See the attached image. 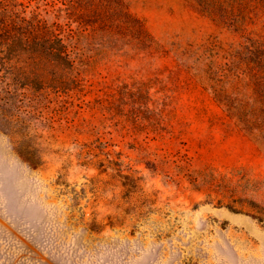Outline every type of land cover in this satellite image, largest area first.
<instances>
[{
    "label": "rangeland",
    "instance_id": "374dc122",
    "mask_svg": "<svg viewBox=\"0 0 264 264\" xmlns=\"http://www.w3.org/2000/svg\"><path fill=\"white\" fill-rule=\"evenodd\" d=\"M11 2L71 65L0 51V264H264V125L249 131L206 72L210 48L244 37L195 0H119L134 23ZM252 18L264 40V7Z\"/></svg>",
    "mask_w": 264,
    "mask_h": 264
},
{
    "label": "trees",
    "instance_id": "16d2710c",
    "mask_svg": "<svg viewBox=\"0 0 264 264\" xmlns=\"http://www.w3.org/2000/svg\"><path fill=\"white\" fill-rule=\"evenodd\" d=\"M10 5L17 4L16 0ZM65 9L79 22H106L112 14L125 16V20L136 21L126 12L119 0H63ZM198 10L212 20L244 37L237 46L223 49L210 48L207 77L211 86L227 106V109L249 130L264 125V104L260 108L255 103L243 102L241 95L226 92L224 85L230 82H243L251 88L252 100L264 102V40L246 31V22L252 20L264 0H249L254 3L238 11L229 10L224 0H195ZM248 1V0H247ZM20 3V2H18ZM16 43V53L26 54L30 50L44 53L59 60L66 68L71 62L67 56L61 37L46 22L36 16L24 17L8 7V0H0V51ZM32 47L29 49V47ZM220 57L221 61H216ZM264 133V132H263Z\"/></svg>",
    "mask_w": 264,
    "mask_h": 264
}]
</instances>
